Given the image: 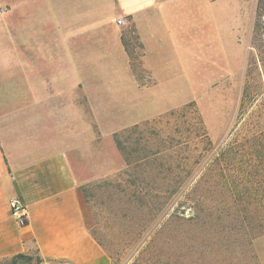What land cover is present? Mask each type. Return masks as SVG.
<instances>
[{
	"label": "crops",
	"instance_id": "0c3cea01",
	"mask_svg": "<svg viewBox=\"0 0 264 264\" xmlns=\"http://www.w3.org/2000/svg\"><path fill=\"white\" fill-rule=\"evenodd\" d=\"M206 3L12 1L0 19L7 53L0 57V258L35 253L42 264H114L94 236L83 189L124 166L116 133L200 99L171 105L162 88L200 73L187 65L199 57ZM130 29L144 50L146 82L124 42ZM13 195L27 207L25 225L11 215Z\"/></svg>",
	"mask_w": 264,
	"mask_h": 264
},
{
	"label": "rangeland",
	"instance_id": "374dc122",
	"mask_svg": "<svg viewBox=\"0 0 264 264\" xmlns=\"http://www.w3.org/2000/svg\"><path fill=\"white\" fill-rule=\"evenodd\" d=\"M12 1L0 0V19L13 10ZM259 7L260 0H207L201 6L205 40L199 57L187 65L200 73L162 88L171 105L198 94L200 99L121 133L133 159L149 156L158 169L143 165L119 175L123 166L85 189L94 230L114 264H263L264 11ZM128 33L134 70L146 82L143 47L134 30ZM204 130L205 139L198 136ZM178 178L184 185L177 193L157 182ZM5 257L11 256L0 260Z\"/></svg>",
	"mask_w": 264,
	"mask_h": 264
},
{
	"label": "trees",
	"instance_id": "16d2710c",
	"mask_svg": "<svg viewBox=\"0 0 264 264\" xmlns=\"http://www.w3.org/2000/svg\"><path fill=\"white\" fill-rule=\"evenodd\" d=\"M259 10L260 11H264V0H260ZM124 42H125V45H126V47L128 49V52L131 55L130 46H129L127 40L124 39ZM192 103L193 102H191L189 104H192ZM189 104H187V105H189ZM174 114H175V112H171V115H174ZM200 122L202 124L203 121L201 120ZM141 125L142 124H138V125H135L133 127H129V128L124 129L123 131L139 130L141 128ZM123 131H121L119 133H116V136H115L116 144H117L119 150L122 152L124 160H125L124 168L121 169L118 174L122 175L126 171L127 168L128 169L129 168H139V167H143V165L146 166V167H151L152 169H156L157 167H154V163L152 162V161H155V159L151 161V157H149V156H143V157H140V158L137 157V159H133V157L131 155V152L127 151V147H126V145L124 144V142L121 139V133H123ZM198 136H200V137H202L204 139L208 138L207 132L205 130L203 131L202 135H198ZM136 139L137 140H135V142L138 143L140 141V138L138 137ZM157 166L160 167V168L162 167V165H158V164H157ZM101 180H104V179H101ZM160 180H163L164 184L169 186L168 189H170V191L173 190V193L174 192L177 193V191H180L183 188V185H184V179L183 178H178V180L175 181V183H174V181L169 183V181L166 180V179H159L157 182H161ZM99 181L100 180H98V182ZM95 182H97V181H95ZM130 184L137 186V184H138L137 183V179L130 180ZM177 184H178V186H176ZM90 185H88L87 187H89ZM138 186L140 187V184ZM87 187H85L83 189L84 193L86 194V196H87V190H85V189H87ZM162 187H163V185L161 183H158L157 189H161ZM94 215H95V213H94ZM261 227H263V229H264V226H261ZM93 233H94V236L96 237V239L98 240V242L104 248L103 242L96 235V232H95L94 229H93ZM42 262H43V258L41 257V255H38V254H35V253H33V254L19 253V254L13 255L11 257H5V258L0 260V264H42Z\"/></svg>",
	"mask_w": 264,
	"mask_h": 264
},
{
	"label": "built area",
	"instance_id": "2783aa9c",
	"mask_svg": "<svg viewBox=\"0 0 264 264\" xmlns=\"http://www.w3.org/2000/svg\"><path fill=\"white\" fill-rule=\"evenodd\" d=\"M119 25H126L127 19L120 17L117 19ZM9 209L12 217L17 221L19 225H25L28 222V210L22 200L18 196L11 197L8 201Z\"/></svg>",
	"mask_w": 264,
	"mask_h": 264
}]
</instances>
